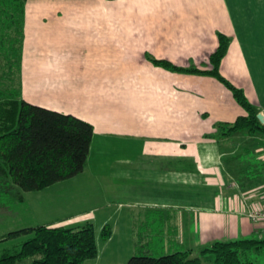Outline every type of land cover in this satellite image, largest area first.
Listing matches in <instances>:
<instances>
[{
    "label": "crops",
    "instance_id": "0c3cea01",
    "mask_svg": "<svg viewBox=\"0 0 264 264\" xmlns=\"http://www.w3.org/2000/svg\"><path fill=\"white\" fill-rule=\"evenodd\" d=\"M144 14L146 40L136 44L134 19ZM219 33L231 37L222 75L264 113V0L26 1L23 97L94 125L84 172L40 193L48 207L73 202L80 210L69 215H90L101 238L94 260L117 264L137 250L143 212L131 208L140 206L146 241L166 254L263 235L249 213L264 209V134L207 136L246 114L232 91L148 60L143 90L131 76L136 58L201 66ZM100 197L108 207L94 204ZM106 224L113 234L104 240Z\"/></svg>",
    "mask_w": 264,
    "mask_h": 264
},
{
    "label": "trees",
    "instance_id": "16d2710c",
    "mask_svg": "<svg viewBox=\"0 0 264 264\" xmlns=\"http://www.w3.org/2000/svg\"><path fill=\"white\" fill-rule=\"evenodd\" d=\"M27 0H0V180L8 190L40 192L70 180L84 172L94 138V125L76 115L59 112L27 101L22 95L21 69L25 37ZM231 37L218 34V46L208 62L201 66L181 67L167 60L152 58L158 65L172 71L211 75L224 83L238 104L246 111L234 122H219L216 131L207 135L226 138L239 133H263L258 118L260 110L220 71L228 53ZM14 193V192H13ZM21 201L22 193L15 194ZM142 223V222H141ZM146 221L136 223V254L128 264H254L253 253L264 250V235L236 240H218L205 247L200 255L190 250L156 255L149 231L142 229ZM31 234L16 253H6L0 264H19L32 259V264H83L99 255L96 229L91 221L82 227L40 224L8 234ZM113 234L106 224L101 232L104 240ZM157 251V249H156Z\"/></svg>",
    "mask_w": 264,
    "mask_h": 264
},
{
    "label": "rangeland",
    "instance_id": "374dc122",
    "mask_svg": "<svg viewBox=\"0 0 264 264\" xmlns=\"http://www.w3.org/2000/svg\"><path fill=\"white\" fill-rule=\"evenodd\" d=\"M124 1V0H122ZM138 9V13L141 12L139 11V7L136 8ZM137 13V14H138ZM120 19H122V15L119 16ZM135 25H133V32L135 39H136V44L139 43V41L143 42L146 40V15L144 14L141 19H138L135 17L134 19ZM142 50L146 49V42L143 43ZM146 60L152 61V57H144L142 59L136 58L135 59V66L136 73L134 75H131L133 77V82L136 83V88H142L146 87V70L143 72L139 73V66L143 67L146 66V64H152V63H147ZM153 62V61H152ZM1 63V60H0ZM155 64V63H154ZM151 76V75H150ZM22 77V76H21ZM22 84V81H21ZM139 85V86H138ZM48 191V190H45ZM14 192V193H13ZM10 191L8 190L7 185L4 184V181L0 180V258L6 254V253H16L19 251L21 245L23 244L24 241L29 239L32 235L31 234H22L18 236H10L8 237V234L20 230L25 227L29 226H37L40 224H53V225H63V226H68V227H82L87 221H91L90 215H82L79 217H75V215H69L71 213H74L78 210H80V207H73L75 204L72 203H63L62 205L61 202L56 203L55 201L51 203V207H48L46 203L48 198H46V192L40 193V192H24L18 188H15V190ZM22 193L25 197L24 201H21L15 194ZM67 199V196H66ZM105 201V204H107L106 207H108V204L110 203L109 201L106 202V199L104 200L103 198L100 197V200L97 203L103 205ZM87 203H80V206H83ZM78 205V204H76ZM91 205L88 204L87 206ZM41 207V208H40ZM86 207V206H85ZM110 210L113 209L114 211L117 209L116 206H112L109 208ZM131 210L136 211L134 213L138 214V211L143 212V218H141L140 225L146 221V206H140L136 208H131ZM154 213H149L150 218H154L156 215ZM160 213V212H157ZM61 217L59 221L57 218ZM103 219V218H102ZM100 219V220H102ZM81 220V223H78V221ZM143 230L146 231L145 225L143 227H140ZM99 230V229H98ZM99 233V231H98ZM144 234V231L142 232ZM263 236V235H262ZM251 237H259V236H251ZM249 238V237H248ZM97 239L99 241V244H101V238L100 235H97ZM158 240H153L151 242V245L153 246V252L156 255H162L166 254L164 251H160L154 248L156 244H158ZM137 251H133L131 253L136 254ZM131 254L128 259H125L124 261H120L117 264H128L129 259L133 255ZM199 255V254H198ZM194 255V256H198ZM210 256V255H209ZM209 256H206L204 261L206 264H212L210 261ZM252 260L254 261V264H264V250L261 253H253L252 255ZM98 260H90L86 262V264H109L108 260H102L101 262H97ZM19 264H32V259H26L24 261H21ZM114 264V263H113Z\"/></svg>",
    "mask_w": 264,
    "mask_h": 264
},
{
    "label": "built area",
    "instance_id": "2783aa9c",
    "mask_svg": "<svg viewBox=\"0 0 264 264\" xmlns=\"http://www.w3.org/2000/svg\"><path fill=\"white\" fill-rule=\"evenodd\" d=\"M249 217L255 222L262 225V233L264 235V209H253L249 213Z\"/></svg>",
    "mask_w": 264,
    "mask_h": 264
},
{
    "label": "water",
    "instance_id": "95a60500",
    "mask_svg": "<svg viewBox=\"0 0 264 264\" xmlns=\"http://www.w3.org/2000/svg\"><path fill=\"white\" fill-rule=\"evenodd\" d=\"M258 118L260 119V121L264 124V113L260 112L258 114Z\"/></svg>",
    "mask_w": 264,
    "mask_h": 264
}]
</instances>
